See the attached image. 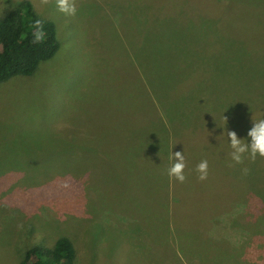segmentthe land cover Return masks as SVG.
I'll list each match as a JSON object with an SVG mask.
<instances>
[{"label": "rangeland", "instance_id": "1", "mask_svg": "<svg viewBox=\"0 0 264 264\" xmlns=\"http://www.w3.org/2000/svg\"><path fill=\"white\" fill-rule=\"evenodd\" d=\"M18 1L0 0V14ZM74 3L75 15L56 0L39 9L58 49L32 74L0 82V264L61 235L73 264H264V157L236 163L227 136L250 141L264 119V0ZM136 82L153 89L149 99ZM149 101L176 143L149 165H165L192 120L209 127L193 123L189 157V176L211 161L209 181L178 194L162 229L148 228L142 205L156 198L139 167Z\"/></svg>", "mask_w": 264, "mask_h": 264}, {"label": "trees", "instance_id": "2", "mask_svg": "<svg viewBox=\"0 0 264 264\" xmlns=\"http://www.w3.org/2000/svg\"><path fill=\"white\" fill-rule=\"evenodd\" d=\"M36 19H42L44 21L46 39L42 43L33 44V29L31 25ZM58 47L59 43L56 37L54 23L49 19L39 16L33 10L29 0H20L15 2L10 7L4 9V11L0 14V82L6 81L13 76L32 74L40 62L48 60L55 54ZM137 81L139 82L140 80L137 79ZM135 84V89H138L136 93L141 95L145 92L147 95L146 100L149 99V92L151 95V93H153L151 92L153 89L147 87L143 90L137 82ZM153 97V101H160L157 95H153ZM147 106L152 107L154 112L150 113L148 115L149 117H146L148 119L147 129L141 130L144 132V136L147 138L149 137V144H145L141 147L143 156L139 167L142 170L141 174L144 176H140L143 181L141 186L143 189L145 187V190L152 193L156 198L154 200H148L145 204L142 202V205H145L143 210H145L150 223L148 228L152 226L156 227V225H158L159 228L162 229V224H165L164 227H166L168 223L166 220L168 218V205H171L178 194L184 195L186 192L195 190L198 185L207 184L209 181V173L207 179L205 180L199 179V172L194 176H189L192 173L189 166L194 163L193 160L189 161V157L192 156L190 152V150H192L191 137L194 136V132L197 130L196 125L193 123H198L204 128L209 127L204 126L206 123L205 120L203 122L200 120L194 122L192 120L193 123H188L190 126L184 135L177 139L179 147L176 146L173 153L180 151L184 155L186 163V167L184 169L186 179L183 183H181L175 177L170 178L167 172L175 160L168 159L166 163L163 162L165 165H161L162 168L154 164L149 165L151 162L149 159L151 160L159 155H165L167 153V149L174 147L176 143L171 142L170 135H173V133L168 130L166 126V122L169 118L167 117L165 121L162 119L159 120V111L158 109H155L156 105L152 101H149ZM137 115H139V113H137ZM174 122L175 121H172V124L175 127L177 126V123L174 124ZM244 126H246V124ZM213 134V132H203L201 130L198 132V138H202L206 143H211L213 141L207 138L211 137ZM133 136L135 135H132V137ZM205 139L207 140L205 141ZM158 143H162V146L165 148H162V146L159 148ZM187 145L188 149L186 147ZM147 146H149V148L146 151ZM132 150L131 145L127 148L124 144L121 153L131 155ZM135 157L136 153L132 155L133 159H135ZM154 160L156 161V159ZM207 161L208 164L211 165V161ZM87 165L83 164L81 166L87 167ZM76 166L78 165H72L70 167L74 168ZM209 167L210 166L208 165V169ZM88 168L92 171V173L91 176L87 177L86 181L90 182L94 178V170L93 166L90 164L88 165ZM250 181L251 182L249 183L251 184L249 185V188L253 190L254 184L252 183L258 181L255 179H250ZM152 182L158 183V185L155 184L157 187H151ZM136 188L139 189V186ZM216 200L218 205V202L221 200V195H218ZM214 217L216 218V215H212V218ZM74 254L75 246L72 241L67 236L61 235L56 237L49 246L35 245L25 249L18 264H73Z\"/></svg>", "mask_w": 264, "mask_h": 264}, {"label": "clouds", "instance_id": "3", "mask_svg": "<svg viewBox=\"0 0 264 264\" xmlns=\"http://www.w3.org/2000/svg\"><path fill=\"white\" fill-rule=\"evenodd\" d=\"M50 0H39V4H34V7L38 9V15H40L39 9L48 5ZM58 10L67 15L76 14V5L74 0H56ZM32 43H42L46 39V33L44 31V21L42 19H36L31 25ZM225 121L227 118L224 117ZM250 137V141L244 142V139L239 138L235 131H227V136L230 141V147L232 148L231 158L236 163H243L244 154L247 153L252 161H255L257 154L264 157V119L253 121V126L247 133ZM170 159H174L175 162L167 170L169 177H175L179 182L183 183L186 179L184 175V169L186 167L185 157L180 151L173 153ZM197 171L200 173L199 179L205 180L208 176V161L203 160L197 165ZM244 173H248V169H243Z\"/></svg>", "mask_w": 264, "mask_h": 264}]
</instances>
